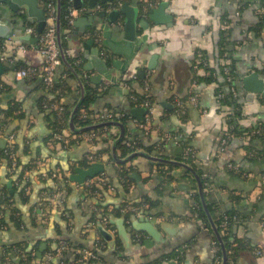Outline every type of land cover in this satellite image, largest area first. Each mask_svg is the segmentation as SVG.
Returning a JSON list of instances; mask_svg holds the SVG:
<instances>
[{"label":"crops","instance_id":"1","mask_svg":"<svg viewBox=\"0 0 264 264\" xmlns=\"http://www.w3.org/2000/svg\"><path fill=\"white\" fill-rule=\"evenodd\" d=\"M124 2L136 10L129 32L125 24L128 14H120L115 21L110 19V12L120 6L115 0L107 4L98 0L93 9L88 6L89 0H82L79 7L76 0H72L75 12L71 26L66 29L67 54L74 59L70 63L76 68L85 90L89 83L91 87L106 91L92 108L97 113H108L111 106L118 113L128 114L130 137L138 140L135 132L141 134L145 130L142 139L146 146L154 148L153 153L143 151L179 161L189 157L193 164L185 162L191 164L202 179L210 180L204 189L208 203L213 204L217 212L223 214L233 210L236 215L233 229L244 242L236 264H264V156L260 153L264 150V140L255 139L249 151L250 134L230 133L227 120L233 107L222 105L219 94L225 81L230 80V76L224 77L220 72L219 65L224 67L225 73L229 65H234L236 79L230 90H236L241 104L239 127L244 132L264 124V95L249 94L241 79L252 71L264 77V0ZM38 4L41 7L40 1ZM104 9H107L105 16L100 14ZM0 14L11 31L10 37L0 38V41L6 43L13 57V62H2L0 107L20 105L14 119L10 123L5 120L4 132H0V147H7L6 136L14 133L18 157L22 161L17 169L11 167V176L7 163L0 161V197L7 190L12 197L10 202L13 201V207L18 209L15 212L7 205L5 211L0 208V264H19L20 254L12 249L7 251L6 246L22 240H28L29 247H34L37 264L46 262L47 253L56 250L61 239L70 240L74 248V243L83 248L101 242V257L107 264H151L164 255V258L169 257L157 264H213L215 234L210 223L211 229L193 211V193L198 192L193 175L185 174L186 170L176 166L169 170L168 165L164 167V164L138 156L126 162L131 180L125 187L118 175L119 164L112 157L117 136L111 142V158L106 153L103 159L91 160L89 155L96 152V146L85 139L64 149L52 137L54 113L44 107V99L54 96L42 78L45 56L37 49L38 36L26 30L28 26L37 28L38 20H31L27 6L14 10L1 0ZM22 16L30 25L23 22ZM99 27L101 31L95 30ZM226 28L229 30L227 49L222 53V30ZM107 31L108 36L105 35ZM25 35L37 40L19 38ZM90 40L93 41L90 43ZM19 44L26 47L17 49ZM98 48L105 53L106 73L95 67L85 68L89 58L97 56ZM200 51H205L210 65L218 69L215 80L210 83L195 80L197 75L203 77L207 73L204 66L194 63ZM20 65L35 67L38 74L17 79ZM140 69L142 75L137 74ZM61 81L70 87L63 101L73 104V109L81 97V85L65 64L56 71V82ZM139 93L151 96L152 113L144 103L133 104L135 94ZM192 94H198L196 103L189 100ZM180 100L185 102V112L181 114L177 112ZM117 130L119 134V127L113 128L114 132ZM64 133L71 135L73 132L67 128ZM171 133L181 134V139H168ZM185 141L194 154H187ZM105 148L107 142L99 141L97 149ZM36 160L43 161V166L25 171L19 179L22 165ZM96 161L105 164L102 173L108 178L107 185L103 183L95 196H86L84 185L72 181L70 175L77 167L86 169ZM58 162L61 167L55 166ZM230 164L237 169L230 168ZM42 170L57 171L62 179L40 178ZM63 173L69 182L66 183ZM168 175L174 176L173 179H168ZM58 192L57 197L55 193ZM151 201L155 202L153 206H150ZM99 203L109 212L104 215L108 217L107 224L96 223L92 218V211L100 212ZM128 204H138L141 212L124 211ZM40 217L44 224L39 223ZM92 221H95L93 226L90 225ZM137 222L150 223L152 232L136 229ZM99 224L112 233L114 246L102 237ZM181 250L184 254L175 256V252ZM78 259L79 253L67 250L47 264H101L79 262Z\"/></svg>","mask_w":264,"mask_h":264},{"label":"trees","instance_id":"2","mask_svg":"<svg viewBox=\"0 0 264 264\" xmlns=\"http://www.w3.org/2000/svg\"><path fill=\"white\" fill-rule=\"evenodd\" d=\"M39 1H40L41 7L44 9L45 16L47 18L49 15V8H48L49 2L53 1L54 3H57V0H39ZM61 4H62V24H61V27H62V43H63V47L66 51V54H67V50H68L67 35H68V33L66 32V29H68L71 26V23L69 21V17H67V16L69 13V8H70V6H72V0H62ZM22 20L26 25H30L29 20L25 16H22ZM46 30H47V25L45 26V28L43 29V31L41 33L37 32L38 39H39L37 46H40V38L45 34ZM228 33H229V30L227 28L225 30H222V40H221V44H220L221 48H222L221 49L222 53H224V51H226V49H227V34ZM67 56H68L69 61L73 63L74 59L72 57H70L68 54H67ZM208 59H209V57L205 51L201 52V53H197L195 56L194 63L197 64L198 66H202V67L204 66V68L207 72L206 75L203 77L197 75L196 79H195L197 82L210 83V82L215 80L216 71H218V69L216 68V66H211ZM205 62H207V63H205ZM21 67H23V66H21ZM219 68H220L219 69L220 72L224 75V77L230 76V80L225 81L226 84H225L224 88H221L222 90L219 93L222 95L220 97L221 104L222 105L226 104V105L233 107V111L229 114V117L227 120L229 127H230L229 131L231 134H234V135L244 134V133L250 134L251 135V141H250V144L247 145V147H248L249 151H252L251 144L255 139L260 138V139L264 140V124L261 125L260 128H257V129L249 128V129H246L244 132L241 130V128L238 125V119L240 116L241 104H240L238 98L235 97L234 93L230 90L232 88L231 85L233 84V81L236 79V75L234 72V65H232V66L229 65L228 73H225L224 67L222 65H219ZM69 91H70V87L67 86L66 82L64 83L62 81L61 82L55 81L54 86L50 90V92L54 96L53 97H46L44 99V102H46V101L47 102L48 101L49 102L50 101H59V102H62V104H64L66 106V112L64 114V121L63 122H61L56 117L55 113L53 112L54 113V119L52 122V125H53L52 137H54L55 132H57V131L63 132V130L69 128V119H70V116L72 113V107H73L72 105L73 104H69V103L63 101V98L68 95ZM105 92H106L105 90H101L98 88L91 87V86H89V83H86L85 98L82 101L80 108L76 112V115L74 118L75 125L80 128V127H84L87 125H91V124H94L97 122H102V121H107V120L120 121L125 126V135H124L123 139L116 146V152L120 158H124V157L128 156L130 153L137 151V150H147L148 152L153 153L154 148L150 147V146H146V144L143 140L144 138L142 139V137L145 135L144 134L145 130L142 131L141 134H140V132H135L136 135H139L140 139H138V140L131 138L130 135L128 134V129H127L128 128V119H129L128 114L123 115L122 113H118V112L114 111V109L112 110L111 106H109V108L111 110H109V112H108V113H111V116H108L107 115L108 113H100V112L97 113V112H95V110L92 108V105L97 100V98H99L100 96H103L105 94ZM135 95L137 96V100H135V101L132 100L133 104H135V103L141 104L144 102V100L146 98L152 99L151 96L146 97V95L140 94V93L135 94ZM19 107H20V105L18 103H16L13 106L5 107L2 109V112L4 113V115L6 117V122L8 121V123H10L14 119V116L16 115V111L19 110ZM113 128H117V127L114 125H105V126L98 127L97 129L82 132V133H75V134L72 133L71 136H74L75 139L72 138L71 144H74L77 140H80V139L83 140L82 136L84 133H94L95 136L93 138V143H94V146H96V152L95 153L99 154V157L101 159H103L102 156L106 153L111 158V144H112L111 142L116 136L118 137V135H119L118 130L114 132ZM99 141H106L107 142V148L102 149V150H100V149L98 150L97 145H98ZM185 143L188 144L187 141H185ZM62 147L64 148L63 145H62ZM17 148H18V146L16 144V149H15L16 152H17ZM6 149H7V147H0V161L7 163V166L9 168V175L11 176V171H10L11 167L17 169L18 167H20V164L22 161H20V158L17 157V165L15 167H13L12 166V159L9 157V155L6 154ZM53 152L57 153V151H55V150H53ZM259 152H260L259 150H256V154L257 153L259 154ZM260 153L263 154V156H264V150ZM187 154L191 155V153H187ZM183 159L185 161L193 164V162L191 161V159L189 157H187V158L185 157ZM118 164L120 167V169L118 170V175L120 176V181L126 187V183L131 180L130 169L126 167V163H118ZM22 166H23L22 170L18 175L19 179H21L24 176L25 171L32 170V169L36 168L35 163H33L32 161L29 163L23 164ZM55 166L61 167V164L58 162ZM162 166L165 167V165H162ZM166 167L169 170H172L175 166L168 165ZM73 170H74V168H73ZM239 170L240 169L236 170V172ZM187 172L188 171H186L185 174H189V172L188 173ZM101 176L105 177L106 175L101 174V175H98L97 178L94 177V179H88L89 180L88 183H86V185H84V193H85L84 195L95 196L96 194H98L101 191L100 187L103 184L99 180L101 178ZM63 177L65 178L66 183H67V181L69 182L66 174L63 173ZM173 177L174 176L170 177L168 175V179H173ZM203 179H204L203 180L204 181V189H206L208 187V183L210 182V180L207 177H203ZM104 184L107 185V182H105ZM65 187H66V185H65ZM3 188L6 189V186L3 185ZM66 188H67V191L70 192V188L68 186ZM193 197L195 199V201L192 205L193 211L207 225V227L210 228L205 210L203 209V206H202L201 201H200L199 193L194 192ZM11 198L12 197L9 196V194L6 190L3 197H0V208H3V210L5 211L7 208L4 209V207L7 205L10 208H13L12 209L13 211L17 212L18 209L16 207H13L14 206L13 201L10 202V200H9ZM154 204H155L154 201L150 202V206H153ZM136 205H138V204H136ZM43 206L45 207V205H43ZM97 207L99 208L100 212L97 213V212L92 211V215H93L92 218L95 219L96 223L101 221V219L103 218L104 215H109L107 208H105L101 203H99V205ZM208 207L210 209V212L214 218L216 225L218 226V229L220 231L222 239L226 245L227 255H228L227 264H236V258L238 256L240 250L244 247L243 240L237 236V234L234 232V229H233V224L235 222L234 217L236 215H235L233 210L225 211L223 214H222V212H217V210L214 208L213 204H211V203H208ZM102 208H104V209H102ZM226 217H228V220L230 221V223L227 226H224L223 221L226 219ZM12 219L17 221V218L14 215H12ZM42 219L43 218L40 217L39 223L44 224L42 222ZM19 221H21V217L19 218ZM2 222L5 223L4 220H2ZM213 238H214V240L217 241L218 252H217L216 256L223 259L222 247H221V245H220V243H219V241L215 235L213 236ZM68 241H70V240H68ZM70 243L73 244L71 241H70ZM74 246L76 249L78 247H81V245L78 243H74ZM37 247H38V245H37ZM32 248H34V247H29V241L28 240L17 241L13 245L6 246L7 251H10L12 249V250L17 251L20 255L21 254L25 255V258L20 257V260L18 262L19 264H37V259H38L37 258L38 257L37 252H33ZM97 251L100 252V249H97ZM183 254H184L183 250L175 252V256H177V257H181ZM164 256L161 257L159 260L152 262L151 264L159 263V261H161L164 258ZM168 257L169 256H166L164 259H166ZM102 260H103V262H105V260L103 258H102ZM71 264H76V262H73ZM105 264H107V263L105 262ZM147 264H150V263H147Z\"/></svg>","mask_w":264,"mask_h":264},{"label":"water","instance_id":"3","mask_svg":"<svg viewBox=\"0 0 264 264\" xmlns=\"http://www.w3.org/2000/svg\"><path fill=\"white\" fill-rule=\"evenodd\" d=\"M1 1L8 3L14 10H18L22 6H27L28 7V14H29L30 18H32L31 20H33V19L38 20V25L36 28L37 32L41 33L43 31V29L45 28L46 16H45L44 9L42 7H40L38 4L39 0H1ZM100 1L107 4L108 2H113L114 0H100ZM61 2H62V0H57V41H58V47L60 50L62 62L60 65H58L56 71H58V69H60L62 67V65L65 64L77 76V78L80 82V85H81V97H80L79 101L76 103V105L74 106V108L72 109V113H71V116L69 119V129L73 133H82V132L97 129L98 127L105 126V125L117 126V127H119L120 132H119V135H118L117 139L115 140L113 147H112V157L117 163H126L135 157L145 156L148 159L155 161L159 164L173 165V166L182 168V169L188 171L191 175H193V177L197 181V190L199 193L201 204L203 206V209L205 210L207 219L210 223L212 230L214 231L216 238L218 239V241L222 247V252H223L222 264H227L228 255H227L226 245L222 239V236L220 234L218 226L216 225L214 218H213V216L210 212V209L208 207V202H207L205 191H204V182H203L202 176L198 173V171L191 164H189L185 161L166 159L163 157L152 155V154H150L146 151H143V150L134 151V152L130 153L128 156H126L124 158H120L116 152V146L123 139V137L125 135V126L120 121L107 120V121H102L100 123H94V124L87 125V126L80 127V128L75 125L74 118H75L76 112L80 108L82 101L85 98V88L83 86L82 80L80 79V76L78 75V73L76 71V68L70 63L68 56L66 54V51L63 47L62 27H61V24H62V4H61ZM81 3H82V0H76V5L78 7H79V4H81ZM97 4H98V0H89L88 6H89V8L93 9L97 6ZM78 7H76V9H78ZM106 10L107 9H104L103 11L100 12V14L105 16L107 14ZM123 13L128 14V18L126 19L127 21L125 24H126V29L129 32V28H131L134 25V18L136 16V10L133 9L130 5H128V3L124 2L120 6H117L115 9H113V11L110 12V19L112 21H115V20H117L119 15L123 14ZM95 20H97V18ZM95 20H92V23L95 22ZM263 21H264V14H263ZM102 27H104L105 29H108V26L103 25ZM114 28L118 29V30L121 29L120 27H114ZM95 30L101 31V28L100 27L97 29L95 28ZM94 33L98 34V31H97V33L95 31ZM105 35L108 36V35H110V33L107 31ZM10 36H11V31L9 30L7 24L4 22V16H2L0 14V38L6 39ZM132 37H134V36H132ZM19 38L22 40H28V41L37 40V39H32V37L30 35H25V36H22ZM92 41L93 40H90V43ZM97 53L98 54L96 57H90L89 58L88 63H87L85 68L91 69L92 67H95L99 72L106 73L107 67H106L105 60L103 58L105 53H104L103 49H101V48L97 49ZM3 70H4V64L2 62H0V73ZM137 74L142 75V69L138 70ZM241 79H242L244 88L246 89V91L249 92V94L260 93V94L264 95V77H261L259 72L252 71L246 75H243ZM104 171H105V164L102 161L91 162L89 167L86 169H83L81 167H77L74 170V172L70 175V179L72 181L79 183L80 185H84L88 179H92ZM136 224H137L135 226L136 229L146 230L148 232H152V226L150 225V223L137 222ZM98 230H99L100 234L102 235V237L106 241H108V243L111 246L115 245V239H114L112 233H110V231L106 227H104L102 224H99ZM124 230H125V228L123 225L122 231L124 232Z\"/></svg>","mask_w":264,"mask_h":264},{"label":"built area","instance_id":"4","mask_svg":"<svg viewBox=\"0 0 264 264\" xmlns=\"http://www.w3.org/2000/svg\"><path fill=\"white\" fill-rule=\"evenodd\" d=\"M119 5L122 4V2L124 0H115ZM48 8H49V15L46 18V25H47V30L45 32V34L40 38V46H37V49L45 56V62L42 66V78L43 81L45 83V85L48 88H52L54 86V83L56 81V70L58 65L61 64L62 60H61V55H60V50L58 47V41H57V3H54L53 1H50L48 4ZM102 8V7H99ZM75 10L73 9L72 6H70L69 8V13L68 16L69 17V21L70 23L73 21V14H74ZM226 27V26H225ZM27 32L28 33H33L35 35L38 36L37 34V29L35 27L32 26H28L27 27ZM39 41V39H38ZM26 47L25 44H19L16 48L17 49H24ZM0 62H13V57L10 54V51L6 45V43L1 42L0 41ZM78 63L81 62V60L79 59L77 61ZM226 73H228V69L226 68ZM38 74V69L35 67H21L20 69H18L16 71V77L17 79H25V78H29L32 77L34 75ZM230 79V77H228ZM233 93L234 96L237 97V92L235 89H233ZM148 95H146L147 97ZM220 96H222L220 94ZM134 100H137V97H134ZM189 100L191 102L196 103L198 101V94H192L189 97ZM149 109L150 113L153 112L154 107H153V103L151 102V100L149 98H146L143 102ZM44 107L48 108L49 110L53 111L56 115V117L63 122L64 121V114L66 112V106L64 104H62V102L59 101H46L44 102ZM177 112L179 114L184 113L185 112V102L184 101H178L177 102ZM108 116H111V113L107 114ZM6 117L4 115V113L2 112V109L0 107V132H4V128L6 126ZM95 134L94 133H84L83 134V139L93 143V138H94ZM15 138L16 135L14 133H10L6 136L7 139V149H6V154L9 155V157L12 159V166L15 167L17 165V155L18 153L16 152V143H15ZM54 138L59 141V143H61L64 146V149H68L72 144H71V140H72V136L71 135H66L62 131H57L54 134ZM181 139V134H177V133H171L168 136V139ZM130 144V143H129ZM186 152L187 153H191L194 154V150L192 149V147L187 144L186 147ZM99 156L96 155V153L91 152L89 155V158L91 160L97 159ZM44 162L41 160H36L35 161V166H43ZM230 168H236L237 166L230 164L229 165ZM104 174V173H102ZM39 177L40 178H60L62 179V175L57 172V171H49V170H42L39 173ZM94 179V178H92ZM108 178L101 176V178L99 179L102 183H105L107 181ZM89 180L86 181V183H88ZM86 183L84 185H86ZM62 192V191H60ZM60 192L55 193V195H57V197L60 195ZM43 208V207H42ZM124 211H135V212H141V209H139V207H137L136 205H131L128 204L123 208ZM234 219H236L234 217ZM101 221L104 224H107L108 221V217L104 216ZM230 223V221L228 220V217H226V219L223 221V225L227 226ZM91 226L95 225V221H92L90 223ZM212 246H213V251H214V261L213 264H222L223 259L216 256L217 252H218V247H217V241L213 239L212 242ZM103 248V244L99 241H97L93 247H81L79 248H74L73 245L70 243V241L66 240V239H61L59 242L58 247L56 248V250L54 251H49L46 255L47 260L46 262H42L41 264H47V262H49L53 257L55 256H59L62 255L65 251L67 250H73L74 252L79 253V262H100L101 264L103 263V260L101 258V253L99 251H97V249H101ZM21 258H25L24 254L20 255ZM7 262V261H6ZM5 262V263H6ZM12 264H17V263H12Z\"/></svg>","mask_w":264,"mask_h":264}]
</instances>
